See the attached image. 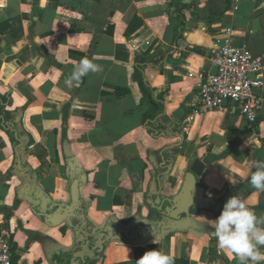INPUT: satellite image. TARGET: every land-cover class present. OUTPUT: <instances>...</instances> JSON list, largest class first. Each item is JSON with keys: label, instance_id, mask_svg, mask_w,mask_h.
<instances>
[{"label": "crops", "instance_id": "0c3cea01", "mask_svg": "<svg viewBox=\"0 0 264 264\" xmlns=\"http://www.w3.org/2000/svg\"><path fill=\"white\" fill-rule=\"evenodd\" d=\"M228 28L237 47L264 59V0H0V95L11 96L5 111L26 148L17 160L0 125V226L11 232L13 264H51L50 250L73 245L71 231L64 236L63 224L41 219L21 197L15 169L19 160L28 165L40 196L68 204L65 140L85 175L82 198L96 228L111 217L129 224L156 213L148 190L162 153L171 167L165 197L179 192L195 159L206 164L200 184L208 197L250 182L258 158L264 162V86L254 91L262 109L253 126L239 114L196 107L197 76L211 74L213 46ZM84 57L103 70L69 88L65 80ZM136 59L157 102L146 100L134 79ZM244 202L264 217V191ZM192 215L200 230L162 242L114 241L96 264H136L152 249L189 264H239L218 249V216Z\"/></svg>", "mask_w": 264, "mask_h": 264}, {"label": "water", "instance_id": "95a60500", "mask_svg": "<svg viewBox=\"0 0 264 264\" xmlns=\"http://www.w3.org/2000/svg\"><path fill=\"white\" fill-rule=\"evenodd\" d=\"M14 68L15 65L10 64L8 74H11ZM207 69L211 70L212 75L217 72V67L211 63L207 64ZM22 133L24 132L22 131ZM25 149V146H21L19 154L25 152ZM162 154L160 156L161 163L155 162L158 169L154 173L153 182L148 190V203L156 213L148 218L138 216L129 224H123L111 217L102 228H96L94 223L87 218L88 205L82 198L85 175L74 157L70 142L65 140L64 155L68 163L70 179L69 203L63 204L45 199L46 204L44 206H46L44 209L47 212H52V217L46 216L47 222L57 225L64 220L67 221V225L74 232L75 245L70 248L55 247V249L50 250L51 264H96L101 260L104 250L114 241H122L131 245L149 239L162 242L173 232L200 230L199 224L192 215L195 211H205L213 216H219L228 198L239 194L245 199L251 192L257 190L248 182L244 185L235 186L221 198L208 197L206 188L200 184V178L204 174L206 164L200 159H195L185 174L179 192L171 197L162 196L164 176L169 174L171 169L166 160L163 159L165 153ZM18 163L22 164L20 160ZM164 166L167 170L160 172V167ZM54 209L56 210L53 212Z\"/></svg>", "mask_w": 264, "mask_h": 264}, {"label": "built area", "instance_id": "2783aa9c", "mask_svg": "<svg viewBox=\"0 0 264 264\" xmlns=\"http://www.w3.org/2000/svg\"><path fill=\"white\" fill-rule=\"evenodd\" d=\"M211 62L217 67L215 75L198 74L196 107L198 111H229L239 114L250 125L258 122L262 99L254 91L262 89L264 59L233 41V30L226 29L216 39ZM190 77L193 75L188 73ZM226 102V105H225ZM0 264H13V244L9 229L0 226Z\"/></svg>", "mask_w": 264, "mask_h": 264}, {"label": "clouds", "instance_id": "9594fccd", "mask_svg": "<svg viewBox=\"0 0 264 264\" xmlns=\"http://www.w3.org/2000/svg\"><path fill=\"white\" fill-rule=\"evenodd\" d=\"M103 69L87 57L74 65L73 71L66 78L65 84L71 88L78 85L90 72ZM256 171L250 177V184L257 190L264 191V162L255 165ZM264 217H258L244 202L241 195H234L224 203L220 215L214 223V236L220 250H228L235 255L239 264H261L264 262ZM136 264H174L169 254L152 249L146 251Z\"/></svg>", "mask_w": 264, "mask_h": 264}, {"label": "flooded vegetation", "instance_id": "af4514ba", "mask_svg": "<svg viewBox=\"0 0 264 264\" xmlns=\"http://www.w3.org/2000/svg\"><path fill=\"white\" fill-rule=\"evenodd\" d=\"M0 125H2L6 130H8L12 134L13 147H14V151L16 154V158L18 160L20 158L19 156L20 147L24 145L25 140L22 138V135L19 134L17 127L9 122L8 113L5 110L3 111L0 110ZM168 161L166 160L167 164H168ZM15 169H16V176L19 178V181H20V187L18 189V193L21 194V197L29 201L30 206H32L33 212L36 215H38L41 219H45L46 216L52 217L51 215L52 212H49V211L47 212V210L44 209L43 207L44 204H46L47 197H45L44 195L40 196V193H38L37 187H35L34 185V182H33L34 172L32 168L26 164L17 163V165L15 166ZM55 210L56 209H54L53 212ZM64 223L67 224V221L64 220V222L60 224H64ZM60 224H57V225H60ZM67 227H68L67 230L62 229L60 231L64 236L66 235L68 231L72 232L71 240L73 241L72 246H74L75 245L74 232L68 225ZM104 252L102 253L101 258L104 255Z\"/></svg>", "mask_w": 264, "mask_h": 264}, {"label": "trees", "instance_id": "16d2710c", "mask_svg": "<svg viewBox=\"0 0 264 264\" xmlns=\"http://www.w3.org/2000/svg\"><path fill=\"white\" fill-rule=\"evenodd\" d=\"M8 25V24H5ZM12 35L14 36V38H17L19 35H17L15 33V31H12ZM181 35H179L178 37H180ZM144 66L145 64H142L139 59H136V63H135V74H134V79L136 82H138L140 89L144 95V98L146 100H152L153 102H157V100L161 99V96H158L157 98H155L154 95V89L151 88L148 83L146 82L145 78H144ZM124 94V93H122ZM11 96L8 95L7 93H5L4 95H0V110L3 111L5 110V108L7 107V105H9V100H10ZM67 120V119H66ZM66 120H64V122L66 123ZM8 136L13 140L12 138V134L9 131H6ZM63 135L64 138L66 139L67 137V130L64 129L63 131ZM214 161V158H209L208 162H212ZM258 162H263L262 158H258ZM174 264H189V262L185 259H179L176 260L174 259Z\"/></svg>", "mask_w": 264, "mask_h": 264}, {"label": "rangeland", "instance_id": "374dc122", "mask_svg": "<svg viewBox=\"0 0 264 264\" xmlns=\"http://www.w3.org/2000/svg\"><path fill=\"white\" fill-rule=\"evenodd\" d=\"M23 132H24V133L26 132V131L24 130V128H23ZM26 137H28V143H29V142H32V139H31L30 136H26ZM64 139H65V138H64ZM26 154H27V153H26ZM14 182H15V181L13 180V182H12L11 184H14ZM61 185H63V182H61ZM197 213H199V212H198V211H195L193 214L196 215ZM210 216H211V215H209V214H207V213H203L202 215H201V214L199 215V217L202 218V219H205V218L208 219V218H210ZM62 229H63V230H67V229H68L66 223H64L63 226L60 227V230H62Z\"/></svg>", "mask_w": 264, "mask_h": 264}]
</instances>
